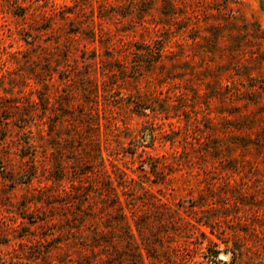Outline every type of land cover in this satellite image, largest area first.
<instances>
[{
    "label": "rangeland",
    "instance_id": "374dc122",
    "mask_svg": "<svg viewBox=\"0 0 264 264\" xmlns=\"http://www.w3.org/2000/svg\"><path fill=\"white\" fill-rule=\"evenodd\" d=\"M12 1L0 0V111L6 116L12 114L8 124H0V137L5 134V140L0 145V264H88L89 261L94 264L100 255L89 253L85 256L83 251L78 252L79 245L73 244L74 238L64 225L60 209H52L51 203L47 204L45 201L52 190L48 188L56 186L47 179L48 170L39 168L30 184L12 178L16 173H22V168L24 171L28 170V165H19V158L14 154L19 147L16 134L18 127L14 125V121L20 115V110L16 112L14 105H25L28 100L37 101L36 91L42 84L34 73L39 70L43 61L38 55L41 49L36 46L46 45L42 41L43 36L38 37L34 45L24 40V34L33 22L32 10H28L25 18L17 16L12 12ZM51 1L54 6L75 3V0ZM204 1L208 6L203 8V12L210 11L211 14L201 16L203 21L200 20L199 23L204 25V22L211 20L222 24L219 30L222 37L220 47L210 46L206 40L199 43L196 40L195 43L187 37V33L178 31L175 32L176 36L169 35L168 48L179 53L181 48L174 41L178 39L179 43H183L186 40V59L194 61L199 68L205 63L223 65L220 77L224 83L232 81L231 86L239 88V92L247 89L249 76L255 77L256 83L261 84L260 79H264V0ZM217 4L226 5V8L220 11L208 9ZM152 14L155 19L147 16L141 23L136 16L103 19L102 25L97 23L95 27L96 40L86 46L89 50L96 47L99 52L102 51L99 34L109 36L120 44L125 43V46H130L137 40L152 41L159 34L155 32L153 23L158 18L159 11L152 9ZM193 21L196 19L193 18ZM99 27H102L101 30ZM30 31L36 33L34 29ZM82 42L79 40L75 43L80 48ZM80 53L79 50H73L74 57L69 58L68 63L73 65V59L76 58V64L81 68L83 62ZM55 57L61 56L52 55L49 58L52 65ZM99 58L97 56L93 66L96 68L99 86L105 78L108 87L120 89L125 96L135 92L138 84L134 79L125 77L120 80L119 77L107 78V75H101ZM165 60L170 65V60ZM191 65L196 70L199 69L194 63ZM185 67V78L189 81L177 79L162 84L154 81L150 83L149 90L157 97L158 107L164 108L167 94L171 96L168 101L172 103L182 101L176 96L178 91L174 87L177 85L188 88L191 84L197 86L200 92L214 93V85L211 82L208 83L209 86L206 85L213 79L211 71L202 68L203 72L191 76L188 74V65L185 64ZM139 86L141 89H148L143 81ZM251 90L255 91L250 96L252 100L245 99L246 96L243 95L239 103L248 102L246 109L256 117L254 130L259 132L264 129V90L258 86ZM186 91L191 98L192 91ZM211 97L208 108L202 103L198 106L187 101L186 107L168 108L159 110L158 113L147 110V115L143 116L123 105L106 104L100 96L98 109L102 155L112 175L111 162L125 170L139 185L150 189L163 203L171 206L179 214L181 221L185 219L198 224L205 231L206 237H203L192 227L189 232L187 226L179 227L176 232L168 229V234L163 238L162 252L166 250V245H171L178 254H171L166 264H174L175 258L176 264H184L186 261L189 264H231L233 261L234 264H264V225L261 220L258 222L255 219L259 215L260 219L264 217V155L259 153L256 145H242L239 142L233 143V150L238 155L236 161H228L232 154L223 150L219 152L220 157L212 154V149L208 147L212 145L211 139L219 136L224 138L223 142H228L232 138H229L230 129L219 123L223 115L221 112L225 108L219 105L214 95ZM236 103L239 105L238 100ZM111 114L116 116L117 130L112 129V123L108 126L105 116ZM204 115L215 118L213 122L208 121ZM30 125L32 131L36 132L35 124L31 122ZM140 136H144L143 141ZM132 138L139 140L138 143L141 140V143L148 146L138 147L133 155L123 151L129 147L128 142ZM2 147L8 153L2 151ZM155 160L158 161L157 172L151 171V163ZM46 164L51 167V163ZM208 186L214 189L213 196L206 193ZM204 192L205 202L211 204L199 207L201 204L198 202L204 201L199 195ZM254 194H257L258 200L253 197ZM235 200L237 206H234ZM193 203L196 205L191 206ZM209 205L213 208L210 209ZM126 210L132 222L131 212L128 208ZM203 215L211 222V226L197 223L196 219ZM41 218H53L58 223L50 227ZM188 233L191 234L187 237ZM134 234L136 242L140 244L141 240L135 230ZM187 243L189 251L182 250V244ZM140 249L146 264H150L142 245ZM166 255L169 256L168 253ZM210 259L215 262L209 261Z\"/></svg>",
    "mask_w": 264,
    "mask_h": 264
},
{
    "label": "trees",
    "instance_id": "16d2710c",
    "mask_svg": "<svg viewBox=\"0 0 264 264\" xmlns=\"http://www.w3.org/2000/svg\"><path fill=\"white\" fill-rule=\"evenodd\" d=\"M192 1L75 0L72 5L59 6H54L51 0H13L10 3L13 6L12 12L23 18L28 10H32L33 22L30 24V29L25 32L24 40L34 45L38 41L37 38L43 36L42 41L46 43L45 46L40 44L36 46L37 49L39 47L41 49L38 55L43 61L42 66L34 73L42 84L36 91L37 101L28 100L25 105H14L16 112L20 110L18 112L20 115L15 117L14 121V125L18 127L16 134L19 140V147L14 154L19 158V165H28V170L24 171L22 168L23 172L16 173L12 178L30 184L39 168L48 170L47 179L56 186L48 188L52 190L47 194L45 201L47 204L51 203L52 209H60L59 214L63 216L64 225L74 238L73 244L79 245L78 252L83 251L85 256L89 253L100 255L97 260L95 259L94 264H146L140 245L144 248L150 264H166L171 254H178L176 248L171 245H166V250L162 252L163 238L168 234V229L176 232L179 227L187 226L189 232L192 227L206 237L205 231L198 224H192L185 219L181 221L179 214L171 206L163 203L150 189L139 185L116 163L111 162L114 175L110 173L101 151L98 109L100 96L106 104L123 105L146 116L147 110L158 113L159 110L168 108L178 109L179 106L186 107L187 101H192L198 106L202 103L208 108L212 100L211 96L214 95L219 105L225 108V111L221 112L223 115L219 123L224 128L230 129L229 138L232 139L223 142L224 138L215 136L211 139L212 145H208L212 149V154L219 155L223 150L232 154L228 161H236L238 155L233 149L234 144L239 142L242 145H256L259 153L264 155V129L259 132L254 130L256 117L246 109L248 102L239 103L243 95L246 96L245 99L252 100L250 96L255 92L251 90L253 87L258 86L264 90V79H260L262 83L258 84L255 77L249 76L247 89L239 92V88L231 86L232 81L224 83L220 77L223 65L205 63L206 65L199 68L194 61L186 59L187 53L184 48L188 45L186 40L183 43H179L178 39L174 41L181 48L179 53H174L168 48L169 35L176 36L175 32L178 31L187 33V37L193 42L206 40L210 46L220 47L222 37L219 30L222 24L210 20L201 25L199 23L200 20L203 21L200 19L201 16L211 14L210 11L203 12V8L208 4L203 0ZM187 2H189L188 6ZM223 8H226V5L217 4L208 7L209 10L219 11ZM152 9L159 11L158 18L153 22L156 27L155 32L159 34L152 41L137 40L130 46H125V43L120 44L109 36L104 37L99 34L98 40L102 51L99 52L96 47L89 50L86 46L96 40L95 27L97 23L102 25L103 19L136 16L141 23L147 16L155 19ZM228 13L232 14V12ZM193 18L196 21H193ZM31 29L36 33L30 31ZM79 40L83 41L80 48L75 43ZM73 50L81 52L79 56L83 62L80 65L82 69L76 64V58L73 59L75 61L73 65L68 63L69 58L74 57ZM54 54L61 57H55V63L52 65L49 58ZM97 56H100L101 75H107V78L119 77L120 80L130 77L138 84L135 92L125 96L120 89L108 87L105 78L99 86L95 75L96 68H93ZM165 59L170 60V65ZM191 63L199 69L196 70ZM185 64L188 65L190 72L188 74L191 76H196L202 68L211 71L214 74L213 79L206 85L209 86L208 83L211 82L214 85V93L200 92L197 86L191 84L188 88L185 85L184 88L177 85L174 89H177L176 96L182 99V103L179 100L177 103L168 101L171 96L167 94L164 108L158 107L157 97L149 90L150 83L154 81L162 84L177 79L188 80L184 73ZM55 74L58 76L55 77ZM142 81L148 89L140 88L139 84ZM186 89L192 91L191 98L188 97ZM4 115L0 111V124H8V119L12 118V114ZM204 117L208 121L215 118L209 115ZM105 118L109 122L108 126L112 123L114 126L112 129H118L116 116L111 114ZM31 122L35 124L36 132L32 131ZM140 138L143 141L144 136ZM4 140L5 134L0 137V145ZM141 140L138 143L139 140L130 139L129 147L123 151L133 155L138 147L148 146L141 143ZM1 150L8 153L4 147ZM46 162L51 163V167ZM157 170L158 161L155 160L151 163V171L157 172ZM129 181L134 184L128 183ZM209 186L206 193L213 196L214 189ZM204 196H206L205 192L200 193L199 198L204 200ZM253 197L258 200L257 194ZM198 204H201L199 206L201 207L203 204L211 203H206L204 200L203 203L198 202ZM195 205L196 203H193L191 206ZM234 206H237L236 200ZM126 208L131 212L132 222ZM260 218V215L255 216V219L258 222L261 220V224L264 225V217ZM41 220L46 224L49 223L50 227L58 223L54 222L53 218H41ZM196 221L211 226L205 215L200 216ZM134 230L141 240L140 244L136 242ZM182 250L189 251L188 243L182 244ZM209 261L215 262L213 259ZM91 262L89 261L88 264ZM173 262L177 263L176 258ZM184 264L189 262L186 261ZM231 264H234V261Z\"/></svg>",
    "mask_w": 264,
    "mask_h": 264
}]
</instances>
